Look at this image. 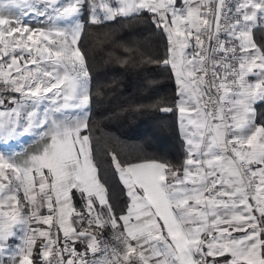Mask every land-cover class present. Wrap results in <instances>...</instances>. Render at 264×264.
I'll return each instance as SVG.
<instances>
[{
	"label": "snow or ice",
	"instance_id": "obj_1",
	"mask_svg": "<svg viewBox=\"0 0 264 264\" xmlns=\"http://www.w3.org/2000/svg\"><path fill=\"white\" fill-rule=\"evenodd\" d=\"M88 24L151 15L182 163H122L113 202L94 162ZM41 27L33 28L27 18ZM264 0H0V264H264ZM77 204L79 206H77ZM109 234L110 239H106Z\"/></svg>",
	"mask_w": 264,
	"mask_h": 264
},
{
	"label": "trees",
	"instance_id": "obj_2",
	"mask_svg": "<svg viewBox=\"0 0 264 264\" xmlns=\"http://www.w3.org/2000/svg\"><path fill=\"white\" fill-rule=\"evenodd\" d=\"M80 47L92 74L89 132L93 158L116 204L126 200L111 161L122 163L162 159L182 163L185 144L173 106L175 83L165 57L166 37L151 15L117 18L100 25L87 23ZM253 39L264 43V31ZM257 122H264V104L257 106Z\"/></svg>",
	"mask_w": 264,
	"mask_h": 264
},
{
	"label": "crops",
	"instance_id": "obj_3",
	"mask_svg": "<svg viewBox=\"0 0 264 264\" xmlns=\"http://www.w3.org/2000/svg\"><path fill=\"white\" fill-rule=\"evenodd\" d=\"M84 18L88 19L87 13H85ZM31 27L37 28L41 26H31ZM176 115H177V123H178V113H176ZM178 129H179V125H178ZM37 146L38 145L34 142L31 136H24L19 138L18 140L11 141L7 145H0V152H3L5 154L10 153L14 157V159H16L19 162L25 159L28 154L34 152ZM139 161H132V162H139ZM77 206L79 205L77 204ZM105 238L110 239L109 234H106Z\"/></svg>",
	"mask_w": 264,
	"mask_h": 264
},
{
	"label": "rangeland",
	"instance_id": "obj_4",
	"mask_svg": "<svg viewBox=\"0 0 264 264\" xmlns=\"http://www.w3.org/2000/svg\"><path fill=\"white\" fill-rule=\"evenodd\" d=\"M27 19H28V21L30 23V26H42L40 24V22L35 17H29Z\"/></svg>",
	"mask_w": 264,
	"mask_h": 264
}]
</instances>
